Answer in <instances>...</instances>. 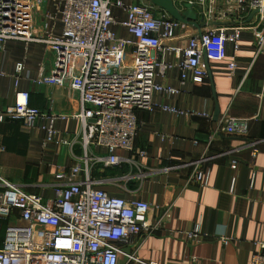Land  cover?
Instances as JSON below:
<instances>
[{
  "label": "built area",
  "instance_id": "2783aa9c",
  "mask_svg": "<svg viewBox=\"0 0 264 264\" xmlns=\"http://www.w3.org/2000/svg\"><path fill=\"white\" fill-rule=\"evenodd\" d=\"M173 2L198 8L208 25L200 34L188 36L185 48L174 42L179 31L187 33L190 24L174 20L145 0L134 4L123 0H0V49L8 41L45 44L55 54V67L51 75L35 82L70 88L81 101V112L72 115L32 107L29 93L19 89L26 71L25 61L19 62L14 105L0 113V122H21L30 130L41 129L50 143L58 136V121L77 119L82 133L75 144L80 143L85 153L73 168L59 169L51 201L44 202L20 186L2 184L0 218L8 219L19 211L20 224L8 228L0 264H118L120 256L126 255L125 246L158 229L159 224L154 226L149 221V203L127 200L101 189L102 181L93 179V169H121L128 164L140 173L126 175L125 179H144L146 173L139 162L118 154H136V140L143 126L138 112L162 110L198 116L194 111L186 113L159 105L157 95L173 96L180 91L159 84L158 79H165L178 67L183 85L188 81L203 84L209 78L206 58H221L229 43L239 51L243 27L228 32L225 27L209 25L214 17L224 21L239 14L247 18L251 15L252 21L245 22L259 30L257 55L264 49V0ZM119 13L124 16L122 20ZM58 24L60 34L56 31ZM117 27L124 29L128 37L118 33ZM38 28L42 35L36 34ZM163 55H174L181 62H166ZM236 67V61L232 62L231 71ZM41 122L46 124L41 126ZM223 131L245 135L247 128L228 120ZM138 156L139 161L148 154L140 152ZM193 181L206 186L208 174L198 169ZM170 207H166V216ZM200 232L198 224L190 237L197 238ZM252 264H264V243Z\"/></svg>",
  "mask_w": 264,
  "mask_h": 264
},
{
  "label": "crops",
  "instance_id": "0c3cea01",
  "mask_svg": "<svg viewBox=\"0 0 264 264\" xmlns=\"http://www.w3.org/2000/svg\"><path fill=\"white\" fill-rule=\"evenodd\" d=\"M175 6L182 14L189 11L186 5ZM118 16L124 18L121 13ZM192 16L196 17L195 25H190L187 33H177L174 44L181 48L187 46L188 36L200 34L208 26L198 8H192ZM252 18L239 14L224 21L214 17L210 22L228 32L243 28L239 51L229 43L221 58L205 59L209 78L203 84L188 81L183 85L178 67L165 79H158L159 84L180 91L173 96L157 95L159 105L194 111L198 116L162 110L138 112L143 126L136 140V154H118L139 162L146 173L144 179H125L140 173L128 164L107 172L101 166L93 169V179L102 181L101 189L149 203V221L154 226L159 224L156 231L144 233L125 246L126 255L120 256L118 264H252L264 243V49L257 55L259 30L245 22ZM39 29L36 34L42 35ZM61 29L58 24V34ZM115 30L128 37L121 27ZM162 58L176 65L181 62L174 55ZM24 61L26 71L19 89L29 93L32 107L65 115L81 112L77 92L35 82L54 70L52 50L41 43L8 41L0 49V113L14 105L16 66ZM234 61L237 67L232 72ZM204 114L209 117H202ZM228 120L241 123L247 133L224 132ZM45 124L41 122V126ZM56 130V140L48 143L41 129L30 130L21 122H0V189L7 182L40 196L44 202L54 199L59 169L73 168L85 155L80 143L75 144L82 133L79 120L58 121ZM140 152L148 156L138 161ZM198 169L208 174L206 186L193 181ZM19 214L15 211L8 219L0 218V250L8 228L20 224ZM198 224L199 237H190Z\"/></svg>",
  "mask_w": 264,
  "mask_h": 264
},
{
  "label": "water",
  "instance_id": "95a60500",
  "mask_svg": "<svg viewBox=\"0 0 264 264\" xmlns=\"http://www.w3.org/2000/svg\"><path fill=\"white\" fill-rule=\"evenodd\" d=\"M152 6L165 11L168 13L171 18H173L176 21L190 24L191 26L195 25L194 21L195 18L192 16V7L187 6V9L189 10L187 13L182 14L177 7L175 6V3L173 0H147ZM207 62V61H206ZM220 114L219 110L216 111V116L218 117Z\"/></svg>",
  "mask_w": 264,
  "mask_h": 264
},
{
  "label": "trees",
  "instance_id": "16d2710c",
  "mask_svg": "<svg viewBox=\"0 0 264 264\" xmlns=\"http://www.w3.org/2000/svg\"><path fill=\"white\" fill-rule=\"evenodd\" d=\"M123 168H124V167H123ZM111 170H116V168H114V169H108L107 171H111ZM107 171H106V172H107Z\"/></svg>",
  "mask_w": 264,
  "mask_h": 264
},
{
  "label": "rangeland",
  "instance_id": "374dc122",
  "mask_svg": "<svg viewBox=\"0 0 264 264\" xmlns=\"http://www.w3.org/2000/svg\"><path fill=\"white\" fill-rule=\"evenodd\" d=\"M145 1H146V3L150 4L147 0H145ZM113 186H115V185L113 184Z\"/></svg>",
  "mask_w": 264,
  "mask_h": 264
}]
</instances>
